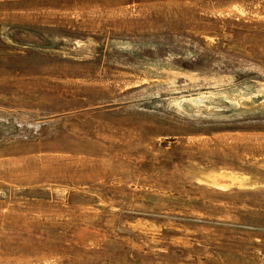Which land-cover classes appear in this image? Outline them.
<instances>
[{
  "label": "rangeland",
  "instance_id": "obj_1",
  "mask_svg": "<svg viewBox=\"0 0 264 264\" xmlns=\"http://www.w3.org/2000/svg\"><path fill=\"white\" fill-rule=\"evenodd\" d=\"M0 264H264V0H0Z\"/></svg>",
  "mask_w": 264,
  "mask_h": 264
}]
</instances>
